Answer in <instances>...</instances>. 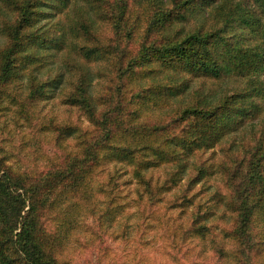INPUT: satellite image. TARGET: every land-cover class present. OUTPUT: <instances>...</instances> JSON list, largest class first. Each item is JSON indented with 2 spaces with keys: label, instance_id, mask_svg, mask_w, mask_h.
I'll return each instance as SVG.
<instances>
[{
  "label": "rangeland",
  "instance_id": "1",
  "mask_svg": "<svg viewBox=\"0 0 264 264\" xmlns=\"http://www.w3.org/2000/svg\"><path fill=\"white\" fill-rule=\"evenodd\" d=\"M1 1L11 5H2L4 16L0 10V49L10 41L5 27L13 25L23 3ZM37 1L34 10L38 15L30 26H23L25 32L29 35L47 30L49 37L66 43L40 47L28 37L22 39L26 46L15 62L18 75L8 80L0 78V156L4 155L14 171L26 174L31 181L21 211L32 214L36 207V228L52 230L58 215L72 228L66 236L53 240L50 253L66 264H235L231 253L237 249L239 264H264L263 258L252 255L248 262L238 252L239 246L229 235L234 231V216L228 198L220 206L214 205L217 197L213 193L225 195L228 185L234 187L240 182L239 167L249 159L251 145L239 143L252 141L246 133L244 139L234 143L224 137L211 149H195L187 161L194 163L181 172L171 190L162 193L158 185L166 187L164 172L176 170L172 162L142 169L144 179L132 173L134 163L96 160L91 169L83 166L84 186H77L72 173L81 165V156L89 161L85 155L88 144L105 128L122 130L139 124L154 127L161 135L177 133L182 127L174 120L175 103L167 104L163 111L169 113L159 116L158 107L132 115L138 92L145 84L143 80L130 81L129 74L138 67L142 42L149 48L158 41V30L147 27L144 0H99L106 18L93 16L88 0ZM232 1H241L254 28L259 25L264 14L262 0ZM81 9L91 17V31L79 30L75 39L103 45L104 56L98 60L84 61L67 47L71 39L69 22ZM200 18L199 13L187 17L185 27ZM236 40L264 55V43L250 26L242 25ZM33 52L36 62H30ZM81 66L91 75L88 102L76 87V67ZM53 76L54 86L47 95H39L40 81ZM237 81L228 77L221 84L230 87ZM69 128L77 132L65 135ZM199 162L209 165L211 173L190 186L188 178ZM235 169L237 178L232 179L228 175ZM55 194L59 195L53 199ZM205 213L206 217L199 220ZM192 227H202L197 228L201 233L193 234ZM221 248L230 250L228 257H221Z\"/></svg>",
  "mask_w": 264,
  "mask_h": 264
},
{
  "label": "trees",
  "instance_id": "2",
  "mask_svg": "<svg viewBox=\"0 0 264 264\" xmlns=\"http://www.w3.org/2000/svg\"><path fill=\"white\" fill-rule=\"evenodd\" d=\"M88 2L92 6L93 16L106 18L99 0ZM240 2L144 0L143 12L146 13L147 27L158 30V41L154 46L149 45V48L146 46L148 43L142 42L138 67L129 74L130 81L143 80L145 84L138 92L137 107L132 115L135 117L138 112L147 113L153 107H158L159 116L163 112L169 113L163 111L167 104L175 103L174 120L180 122L182 128L177 133L164 132L161 135H158L154 127H141L139 124L129 125L122 130L105 128L88 144L85 155L89 161L81 156V165L77 171H73L76 177L72 180H78L77 186H84L82 181L86 173H82L83 166H90L91 169L92 163L101 159L123 165L134 163L132 173L135 176L142 175L144 179L142 169L161 165V162H172L176 170L164 172L162 181L167 185H158L162 193L169 190L181 172L194 163L187 161L194 156L195 149H211L224 137L234 143L249 135L251 142H238L251 145L249 159L239 167L242 170L239 172L240 182L234 187L228 185L229 192L225 195L213 193L217 197L214 205L220 206L228 198L227 204L234 216V231L229 235L239 246L238 252L249 262L252 255L264 259V55L250 47L241 46L236 37L242 25H246L255 29L259 41L264 43V14L259 25L254 28L249 19L250 14L246 13ZM37 4V0H23L13 25L5 27L10 41L0 49L3 74L0 78L3 80L18 75L15 62L26 46L22 40L24 37L40 47L63 43L55 37H49L47 30L42 29L41 33L35 31L29 35L25 32L23 26H30L36 20L38 14L34 7ZM2 5L3 1L0 2V10L4 16ZM8 5L11 3L6 2L3 6ZM83 11H75L69 22L68 33L71 39L67 40V47L84 61L90 62L102 58L105 49L95 42L90 44L76 41L75 36L79 30H85L88 34L91 31V17ZM197 13L201 16L200 20L185 27L184 20ZM35 55L33 52L30 62L37 61ZM64 62L69 63L67 60ZM78 69L76 87L81 98L88 102L90 71L82 66L76 67ZM228 77H236L237 83L230 87L221 84ZM55 82V76L41 80L38 94L47 95L48 89ZM66 131L65 135H68L70 132L76 133L77 129L72 131L69 128ZM63 134L62 131L59 137ZM237 169L228 176L236 179ZM120 170L123 172L122 167ZM210 173V166L199 162L188 178V184L192 186L202 182ZM30 184L26 174L14 171L5 161V156H0V264H66L55 254L52 255L49 249L54 239L61 238L62 234L66 236L72 228L60 215L56 217L57 222L52 230L36 228L39 214L36 207L32 214L29 210L21 211ZM155 194L156 199H160L158 189ZM56 195L59 194L53 195V199H56ZM206 214L199 220L206 217ZM197 228L202 229L192 227L191 230L193 234L199 235L202 230ZM221 249V257H228L230 250ZM231 254L232 261L239 264L237 249Z\"/></svg>",
  "mask_w": 264,
  "mask_h": 264
}]
</instances>
